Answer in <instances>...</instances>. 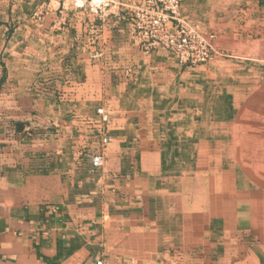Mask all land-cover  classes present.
<instances>
[{"label": "crops", "instance_id": "1", "mask_svg": "<svg viewBox=\"0 0 264 264\" xmlns=\"http://www.w3.org/2000/svg\"><path fill=\"white\" fill-rule=\"evenodd\" d=\"M42 1L0 0V264H244L224 190L236 127L218 119L251 110L236 78L144 54L126 22L102 32L74 0H45L70 24L41 29Z\"/></svg>", "mask_w": 264, "mask_h": 264}, {"label": "rangeland", "instance_id": "2", "mask_svg": "<svg viewBox=\"0 0 264 264\" xmlns=\"http://www.w3.org/2000/svg\"><path fill=\"white\" fill-rule=\"evenodd\" d=\"M154 1L74 0L72 6L83 10L77 12L75 18L86 14L91 21H100L102 32L117 21L126 22L136 48L151 55L159 49H167L158 47L151 52L144 51L137 35L133 33L132 24L136 15L141 14ZM58 5L57 13H51V2H38L31 18L41 29L49 24L47 29L62 33L69 26L70 20L64 8ZM178 14L182 26L206 36L214 49L208 60L194 65L181 64L178 56L170 50L177 56L179 63L184 67L210 63L213 67L212 77H220L222 81L231 74L236 78L234 86L240 88L241 92L237 89L235 91L240 93V98L242 95L246 97L245 101L251 108L242 111H225L224 108L223 112H218V119L220 124L225 122L236 127V147L233 149L227 145L222 151L228 156L227 165L231 164L232 168L233 157L228 154L236 152L238 164L235 170L231 168L236 178L224 182V190L230 191L233 188L238 191L242 223L248 226L243 230L245 243L248 244L243 252L247 258L244 264H264V0H180ZM217 36L220 42L215 44ZM99 110L104 113L103 109ZM210 120H205L204 124L210 125ZM102 141L108 143L107 138ZM96 158L102 160L101 165L96 164ZM91 159L95 168H105V154L93 155ZM212 167L207 166V169ZM211 183L218 187V181Z\"/></svg>", "mask_w": 264, "mask_h": 264}, {"label": "built area", "instance_id": "3", "mask_svg": "<svg viewBox=\"0 0 264 264\" xmlns=\"http://www.w3.org/2000/svg\"><path fill=\"white\" fill-rule=\"evenodd\" d=\"M179 6L180 0H155L136 15L133 33L144 51L163 47L173 51L183 65L204 63L213 54L211 42L206 36L180 24ZM101 161L96 158L97 165H101Z\"/></svg>", "mask_w": 264, "mask_h": 264}]
</instances>
